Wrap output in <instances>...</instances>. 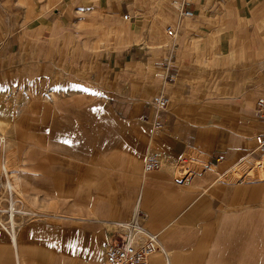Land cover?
I'll return each mask as SVG.
<instances>
[{
  "label": "crops",
  "instance_id": "1",
  "mask_svg": "<svg viewBox=\"0 0 264 264\" xmlns=\"http://www.w3.org/2000/svg\"><path fill=\"white\" fill-rule=\"evenodd\" d=\"M18 2L0 0L13 13L0 21V163L13 151L41 216L0 232V264H100L136 210L164 249L149 264H264V0H180L189 18L168 0ZM82 13L121 20L122 49L72 52ZM19 14L42 35L23 37ZM186 156L201 169L183 174Z\"/></svg>",
  "mask_w": 264,
  "mask_h": 264
},
{
  "label": "built area",
  "instance_id": "2",
  "mask_svg": "<svg viewBox=\"0 0 264 264\" xmlns=\"http://www.w3.org/2000/svg\"><path fill=\"white\" fill-rule=\"evenodd\" d=\"M171 5L178 15L191 17L192 14L184 10L180 1H172ZM165 30L169 37L174 36L171 27H166ZM169 102L168 97L161 95L152 99V104L158 109L167 107ZM255 112L259 119L264 120L263 100L255 103ZM162 128L160 121H153L154 132H159ZM253 154L258 160L257 167L261 179L264 180V138H256ZM184 162H186L185 159L180 164ZM159 166V159L153 155L145 161L143 170L150 172L158 169ZM17 179L14 171L5 168V161L0 163V229L5 231L9 237L16 233L15 230L18 227L38 218V214L22 200L18 183H16ZM143 219V215L136 210L128 221L113 224L111 235L102 247L103 258L100 264H149L151 255L157 252L164 253L159 237L144 227Z\"/></svg>",
  "mask_w": 264,
  "mask_h": 264
},
{
  "label": "rangeland",
  "instance_id": "3",
  "mask_svg": "<svg viewBox=\"0 0 264 264\" xmlns=\"http://www.w3.org/2000/svg\"><path fill=\"white\" fill-rule=\"evenodd\" d=\"M18 1H19L18 3L20 5L25 4L24 0H18ZM172 1H180V0H168V4L166 3V5L171 7ZM10 6L12 7V5H10ZM5 10L8 11L7 8ZM38 14L39 13H35L33 15V17L38 16ZM92 14L93 13L78 14L77 18L75 19V22H77L76 25L79 26L78 27L79 30H77L76 33H74L72 31L73 37L75 38V39H70V44H71V42H73L75 40V46H74L72 52L85 53V54L95 52L97 54H101L103 52L109 53V52L120 51L122 49L121 42H122V38L124 36V33L121 29V27L124 26V24H122V21L121 20L116 21V19L109 18L108 16H106L104 14H102V16L105 18V20L101 19V17H102L101 16L99 19H94V21H90V20H93V18L90 17ZM165 15L167 16L168 14H165ZM15 16H20V18L22 17V19L20 21V30H21L20 33L23 37H35V35L36 36L42 35L41 32H38L36 34L37 30H35L34 32H31L34 35L30 36V33L28 32V30L30 28L29 22L31 20V19H29V16H30L29 14H19V15H15ZM11 17L13 18L12 11L6 13V12H3L2 10H0V21H7V19H9ZM105 22L107 24H113L112 27H115L116 30H110L112 27H109V29H106L104 26V25H106ZM105 29H106V31H105ZM117 33H118V35H117ZM4 36H5V34H4ZM0 38L2 39V35L0 36ZM99 43H100V46H99ZM76 45H77V47H76ZM36 52H38V51H36ZM68 53H69V51H68ZM53 84L63 86L66 84V82L60 78V79H54ZM53 97H56V95H53ZM186 158H187V160H186V162L181 164L182 166H180V164H179V169L182 171L183 174H186L185 168L191 169L193 171H195V169H198V170L201 169L202 165L194 164L193 162H191V160L189 161V159H190L189 156H186ZM6 167L9 169H13V170L15 169L16 170V165L14 163V157H13V151L9 152L7 154V157L5 158V168ZM235 177L237 178V177H239V175H235ZM180 178H182V175H179L178 173H176V179H180ZM15 179H16V177H15ZM16 183H18V182H16ZM18 189H19V185H18ZM22 200L24 201V199H22ZM34 212H36L38 214V218L35 219V220H38L40 218L41 214H39L37 211H34ZM35 220H33V221H35ZM33 221H30V222H33ZM30 222H28V224ZM26 224H24V225H26ZM24 225H22V226H24ZM22 226L18 227L15 230V232L19 228H21ZM1 230L2 229H0V232H5V231H3V230L1 231Z\"/></svg>",
  "mask_w": 264,
  "mask_h": 264
},
{
  "label": "bare ground",
  "instance_id": "4",
  "mask_svg": "<svg viewBox=\"0 0 264 264\" xmlns=\"http://www.w3.org/2000/svg\"><path fill=\"white\" fill-rule=\"evenodd\" d=\"M237 170V169H236ZM248 170H249V168H248ZM235 171V170H234ZM245 172V171H244ZM250 172V171H249ZM232 173V172H231ZM232 175H234V174H232ZM231 175V176H232ZM230 177V176H229ZM233 177V176H232ZM247 178V177H246ZM4 237V236H3ZM12 237H14V234L12 235ZM15 239V238H14ZM4 240V239H3ZM4 241H6V240H4ZM7 242V241H6ZM20 245V244H19ZM21 250V249H20ZM17 260V259H16Z\"/></svg>",
  "mask_w": 264,
  "mask_h": 264
}]
</instances>
